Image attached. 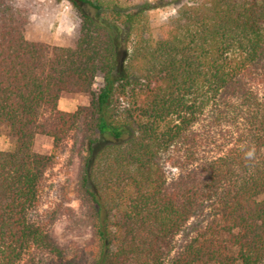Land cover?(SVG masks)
<instances>
[{"label": "trees", "instance_id": "1", "mask_svg": "<svg viewBox=\"0 0 264 264\" xmlns=\"http://www.w3.org/2000/svg\"><path fill=\"white\" fill-rule=\"evenodd\" d=\"M65 1L80 20L70 46L27 39L30 6L0 0V128L16 136L13 150L0 151V264L42 255L68 264H264V0H175L157 37L150 2L126 10ZM64 91L92 98L64 111ZM73 133L85 153L72 222L91 241L70 257L73 246L31 212ZM38 134L52 138L51 154L34 150ZM203 208L206 223L177 246Z\"/></svg>", "mask_w": 264, "mask_h": 264}, {"label": "rangeland", "instance_id": "2", "mask_svg": "<svg viewBox=\"0 0 264 264\" xmlns=\"http://www.w3.org/2000/svg\"><path fill=\"white\" fill-rule=\"evenodd\" d=\"M31 8L30 22L26 25L25 36L31 41H43L53 45L70 46L75 43L80 20L75 10L65 0H23ZM104 7L118 5L126 10H133L139 3L150 2L152 8L148 10L149 23L152 34L159 36L160 28L177 13L179 1L175 0H94ZM130 44H128L129 47ZM102 84V77L98 75L92 86L97 90ZM92 98L91 92L76 91L61 93L58 108L64 111H75L79 106L88 105ZM16 136L6 126L0 128V151L13 150ZM207 148V150H210ZM52 138L38 134L34 141V150L42 154H51ZM82 148L80 135L73 133L59 147L53 158V163L45 172L41 186L40 197L31 217L38 223L48 225L56 241L65 246L77 248L87 245L91 241V231L87 227L75 225L72 211L79 212L80 201L77 198V179L81 166ZM213 149V148H212ZM211 153V152H210ZM177 173V170L174 169ZM264 194L259 196L263 199ZM209 210L203 208L194 215L178 236L177 246H181L200 226L206 223ZM29 264V263H27ZM37 264H68L61 258L42 255Z\"/></svg>", "mask_w": 264, "mask_h": 264}]
</instances>
